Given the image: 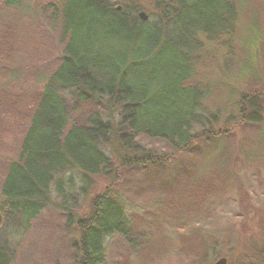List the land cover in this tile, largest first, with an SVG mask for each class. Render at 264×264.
<instances>
[{
  "label": "rangeland",
  "instance_id": "obj_1",
  "mask_svg": "<svg viewBox=\"0 0 264 264\" xmlns=\"http://www.w3.org/2000/svg\"><path fill=\"white\" fill-rule=\"evenodd\" d=\"M7 1L0 0V206L34 96L50 82L65 47L74 45L77 2ZM230 1L236 15L229 28L200 39L202 48L193 60L191 82L208 89L204 125L210 134L196 126V140L181 152L146 137L136 141L138 151H131L115 134L107 148L111 168L92 177L86 195L77 191L78 176L69 172L62 177L64 185L70 178L77 183L68 205L62 206L53 184L50 205L36 218L23 212L12 217L6 205L0 210V264H82L76 221L87 219L92 201L107 193L123 208L130 231L104 239L101 264H213L221 258L228 264L259 263L256 251L264 250V0ZM113 3L143 12L149 21L159 14L153 0ZM7 95L23 105L6 107ZM61 96L71 124L84 122L89 107L76 106L67 92ZM244 97L256 98L257 122H250L254 110ZM147 156L152 162L144 164ZM125 158L142 165L123 166ZM202 238L212 243L205 254Z\"/></svg>",
  "mask_w": 264,
  "mask_h": 264
},
{
  "label": "trees",
  "instance_id": "obj_2",
  "mask_svg": "<svg viewBox=\"0 0 264 264\" xmlns=\"http://www.w3.org/2000/svg\"><path fill=\"white\" fill-rule=\"evenodd\" d=\"M153 3L158 17L142 21L136 9L120 8L113 0H77L72 8L74 45L65 47L50 82L34 96L18 160L3 182L1 211L6 205L12 217L22 212L37 217L50 205L53 184L62 206L68 205L77 183L70 178L64 185L62 177L69 172L78 176L77 191L86 195L92 177L107 175L111 168L107 148L115 134L131 151H138L136 141L146 137L177 152L196 140V126L210 134L204 125L208 89L191 82L193 60L202 48L200 39L229 28L236 5L230 0ZM62 92L72 95L76 106L89 107L84 122L71 124ZM12 98L5 96L6 107L17 104ZM255 99L243 100L254 110L250 122L259 119ZM18 104L16 108L23 105ZM145 161L152 162L148 156ZM121 162L140 164L128 158ZM91 210L87 219L76 221L82 264H101L104 239L113 233L128 235L130 228L123 208L108 193L94 199ZM206 240L199 241L204 254L212 247ZM256 252L258 264H264V250Z\"/></svg>",
  "mask_w": 264,
  "mask_h": 264
},
{
  "label": "water",
  "instance_id": "obj_3",
  "mask_svg": "<svg viewBox=\"0 0 264 264\" xmlns=\"http://www.w3.org/2000/svg\"><path fill=\"white\" fill-rule=\"evenodd\" d=\"M138 16H139V18L142 21H147L148 20L147 15L145 13H143V12H140ZM2 220H3V215H2V213L0 211V224H1ZM213 264H228V259L227 258H221V259L217 260Z\"/></svg>",
  "mask_w": 264,
  "mask_h": 264
}]
</instances>
